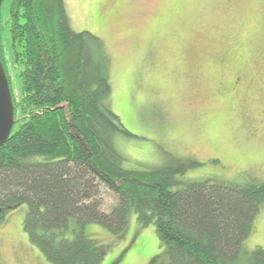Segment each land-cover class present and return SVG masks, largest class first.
Here are the masks:
<instances>
[{"label": "trees", "instance_id": "trees-1", "mask_svg": "<svg viewBox=\"0 0 264 264\" xmlns=\"http://www.w3.org/2000/svg\"><path fill=\"white\" fill-rule=\"evenodd\" d=\"M4 5L0 55L15 126L0 148V226L27 205L24 230L50 264H101L108 249L88 236V225L122 236L134 213L142 226L155 225L167 264H264V248L244 247L264 207V183L184 180L202 164L171 155L159 166L128 168L117 140L132 135L112 109L105 42L72 28L66 0ZM11 66L21 69L19 96ZM104 189L117 197L108 212Z\"/></svg>", "mask_w": 264, "mask_h": 264}, {"label": "rangeland", "instance_id": "rangeland-1", "mask_svg": "<svg viewBox=\"0 0 264 264\" xmlns=\"http://www.w3.org/2000/svg\"><path fill=\"white\" fill-rule=\"evenodd\" d=\"M72 28L100 37L112 65L111 105L132 136L117 144L128 168L169 156L202 164L184 180L264 183V4L259 0H66ZM3 10V9H2ZM3 14L7 17L8 1ZM9 51L10 33L2 34ZM18 66L9 68L16 96ZM106 212L117 203L103 191ZM27 205L0 226V264H50L24 230ZM90 238L108 251L101 264H167L154 224L134 213L122 236L99 224ZM245 249L264 248V207Z\"/></svg>", "mask_w": 264, "mask_h": 264}, {"label": "water", "instance_id": "water-1", "mask_svg": "<svg viewBox=\"0 0 264 264\" xmlns=\"http://www.w3.org/2000/svg\"><path fill=\"white\" fill-rule=\"evenodd\" d=\"M5 0H0V18ZM15 126V108L10 82L0 55V148L12 135Z\"/></svg>", "mask_w": 264, "mask_h": 264}, {"label": "snow or ice", "instance_id": "snow-or-ice-1", "mask_svg": "<svg viewBox=\"0 0 264 264\" xmlns=\"http://www.w3.org/2000/svg\"><path fill=\"white\" fill-rule=\"evenodd\" d=\"M184 2L186 3H215V2H219V0H184ZM259 2L261 4H264V0H259ZM261 158L264 159V148L261 149Z\"/></svg>", "mask_w": 264, "mask_h": 264}]
</instances>
